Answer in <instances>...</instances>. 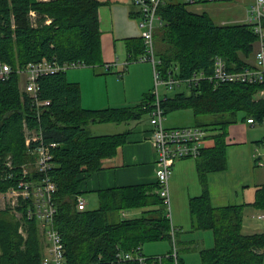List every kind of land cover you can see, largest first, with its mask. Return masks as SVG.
I'll return each mask as SVG.
<instances>
[{"label":"trees","instance_id":"16d2710c","mask_svg":"<svg viewBox=\"0 0 264 264\" xmlns=\"http://www.w3.org/2000/svg\"><path fill=\"white\" fill-rule=\"evenodd\" d=\"M104 3L0 0V68L5 63L14 68L8 78H0V192L17 187L24 178L22 166L33 165L37 155L26 144V129H40L43 145L50 146L52 154L48 174L57 183L55 227L65 243V264H141L135 258L124 259L120 253L137 254L140 247L139 253L144 254V243L165 239L171 240L173 247L172 225L175 240L177 234L172 218L159 207L165 202L158 194L157 179L95 190L86 187L88 177L105 167V161L117 154L129 134H94L90 125L142 118L151 110L153 90L136 105L88 108L82 102L80 83L70 80L67 70L41 74L37 98L24 89L27 79L23 76L22 82L18 72L43 59L57 65L77 64L76 67L104 64L99 19V8ZM158 11L163 24L155 31L160 60L157 69L164 78H190L199 72L211 75L216 56L226 60L229 70L253 65L248 59L255 55L258 35L252 24L218 23L208 11L189 9L186 1L164 0ZM130 14L137 17L140 13L134 7ZM124 42L128 63L145 52L142 36L127 37ZM116 73L123 75L121 71ZM189 86L190 93L166 94L162 106L165 117L171 111L192 108L196 118H217L198 120L197 126H211L216 132H209L205 139L211 138L212 143L204 140L201 154L193 157L203 184V192L189 199L193 227L212 230L215 237L212 247L201 250V264H264V231L243 232L245 207L253 205L264 210V184L253 203L215 205L208 180L210 172L227 169L229 128L241 113L244 121L250 117L264 120V98L257 95L263 85L218 82L206 77ZM37 101L49 104L37 107ZM40 143H32L31 148ZM42 175L36 172L33 178L37 180ZM90 191L98 198L95 208L87 206L85 193ZM80 198L85 200L83 208H79ZM24 208V201L14 211L0 208V264H42L45 245L38 220L19 218L14 213L18 210L25 214ZM134 209H142V213L129 216L127 211ZM21 226L25 234L20 232ZM176 244L177 264H186L177 240ZM170 252L172 249L162 253L166 254L162 262L176 264Z\"/></svg>","mask_w":264,"mask_h":264},{"label":"built area","instance_id":"2783aa9c","mask_svg":"<svg viewBox=\"0 0 264 264\" xmlns=\"http://www.w3.org/2000/svg\"><path fill=\"white\" fill-rule=\"evenodd\" d=\"M134 7L139 11V26L142 30V37L145 41V52L141 55L144 60H147L153 65V73L155 86L153 93L155 94L152 102L151 110L149 111L150 123L152 125L149 139L155 147L157 153V168L155 176L160 186L157 189L158 194L164 199L167 204L169 212L168 216L172 218L170 206V190L169 181L171 178V169L177 159L187 157H198L203 148V142L209 135V131L201 126L189 125L180 127H168L165 124V110L162 106V96L159 93L160 86L173 87L186 82L189 85L198 83L201 78H209L218 82H244V83H259L263 87L257 93L259 98H264V0H253L246 11V16L241 21L253 25L255 33L258 35L257 47L255 51V62L253 65L247 66L240 70H229L226 60L221 56L215 57L214 71L211 75H206L204 72L195 73L190 78H173L172 75L164 78L161 72L157 69L159 58L157 56L155 31L163 24L162 16L158 9L164 0H132ZM188 4L194 5L204 2L225 1V0H185ZM77 64H63L57 65L46 59L38 62L34 71L26 75V85L24 89L30 92L37 98L38 77L41 74L48 72H55L60 69L67 70L70 67H76ZM8 66L9 65H4ZM110 67L109 65H107ZM37 107L43 104H49V101L35 102ZM250 124H255L257 121L250 117L247 119ZM41 142L35 148H31L32 143ZM41 137V130L37 128L26 129V144L31 153L36 154L37 157L33 165L24 164L23 174L24 178L20 180L17 187L11 186L7 190L0 192V208L15 210L22 201H24V213L18 210L14 213L21 218L27 216L28 218H35L38 220L40 231L48 242L47 252L45 254L43 264H65V243L62 236L55 227V215L57 212L54 193L57 191V183L48 174L51 167V151L50 146H44ZM55 146V144H53ZM258 156V164L264 168V141L263 149ZM9 167H12V162L8 160ZM42 173L43 175L35 180L34 174ZM12 174H10L11 176ZM29 177L30 179H25ZM85 200L80 198L79 208H83ZM126 215V212H123ZM259 218H264V213L258 214ZM20 232L25 234L24 227H20ZM173 247L172 255L175 258L176 264L178 259V247L175 240V227L172 225ZM137 254L128 252L126 254L120 253L124 259L135 258L141 264L155 263L157 260L160 264L162 258L166 254H156L147 257L145 254Z\"/></svg>","mask_w":264,"mask_h":264},{"label":"crops","instance_id":"0c3cea01","mask_svg":"<svg viewBox=\"0 0 264 264\" xmlns=\"http://www.w3.org/2000/svg\"><path fill=\"white\" fill-rule=\"evenodd\" d=\"M105 3L102 4L99 8V19H100V28L102 32V46H103V56L105 59L104 64L96 66H83L78 68L74 73H72L71 78L68 75V78L72 81H77L82 87V102L85 107L88 108H105V107H123V106H132L136 105L143 99L145 93L149 92L153 86V77L152 69L149 64L142 66L143 70V79L144 83L140 88V92L136 95H131V91L128 92L124 89L123 92L119 93L115 90L114 82H122L125 79L122 75L117 77L113 73L121 71L127 75L134 73L136 71L138 64H134L131 69L128 68V51L124 39L127 37L141 36L139 35L135 24L131 19L130 12L134 10V7L131 3V0H102ZM237 17V16H236ZM133 18V17H132ZM233 19L232 22L241 21L238 19ZM227 22V21H223ZM120 43H124L123 46H120ZM126 60V61H125ZM252 64L255 62V55L251 56L248 59ZM116 65H114V62ZM120 61H125L122 65L123 68L117 65ZM109 65L110 67H108ZM116 66V68H115ZM117 69V71L115 70ZM126 87V86H124ZM136 98V103H135ZM259 98V97H258ZM146 115V114H145ZM247 122V121H246ZM115 122L111 123H92L90 125V130L94 134L100 133H117L128 131L127 142L122 145L117 154L105 161V167L100 171L92 174L88 177L86 181V187L90 190H95L98 188H106L112 186L120 185H129V184H139L147 183L156 180L155 171L157 168V153L155 147L149 139L150 131L152 125L150 123L149 114L143 116L140 119L133 120L130 122H125V126L113 125ZM123 123V122H122ZM248 123V122H247ZM166 124V121H165ZM173 124V123H172ZM250 124V123H248ZM256 124V123H255ZM255 124H251L252 126ZM104 125V126H100ZM168 127H180L179 125H173ZM247 134V133H246ZM240 136V137H239ZM237 136L235 132L229 129L228 136V148H227V159L228 166L227 169L222 171H214L208 174L210 192L212 191V185L210 181L214 178L221 179L220 174L223 173V191L222 188L217 189L215 193L211 192V198L215 205H230V204H245L253 203L256 199L257 191L261 186H263L264 181H260V174L255 175V169L253 168L252 152L254 154L256 163L258 166V154L256 151H253L254 145L250 143V139L253 140L254 137H249V135H239ZM239 138V140L237 139ZM262 138L261 140H263ZM261 140H254L260 142ZM249 143V144H248ZM237 144H248L247 150L244 151L246 157L245 161L247 162L249 168L246 172L248 174L243 176L239 186V190H233L231 195L228 193V190L224 187V180L229 174V163L231 159L228 158V149L231 145ZM256 150V149H255ZM197 161L193 162L190 160L179 159L173 165V173L169 181V190L175 187V178L177 176H187L192 174L189 177L190 189L189 196L200 195L203 192V184L199 175ZM263 168L262 166H260ZM182 170L179 172V170ZM264 169V168H263ZM179 172V173H178ZM199 175V176H198ZM250 185L252 188H250ZM247 188V191L245 190ZM220 190V191H219ZM213 193V194H212ZM252 193V196H251ZM171 195V194H170ZM230 195V197H229ZM235 197V198H234ZM190 199V198H189ZM217 203H215V201ZM223 202V203H222ZM189 206V202H188ZM253 205H247L244 210V214L247 213L248 208H252ZM254 208V207H253ZM178 212V211H177ZM179 213V212H178ZM254 214V213H253ZM175 226L177 227V236L180 235L183 228L186 226V220L181 217L175 219ZM193 225V222H192ZM190 240V239H189ZM190 241L197 242L196 239H191ZM201 241L205 242V239L202 238ZM178 243V240H177ZM181 247V245L178 244ZM210 248V247H209ZM206 248H202L203 250ZM180 251V248H179ZM201 252V251H200ZM165 253V252H164ZM183 257V254H180ZM201 255V253H200ZM186 264L188 263V258H185ZM187 259V260H186Z\"/></svg>","mask_w":264,"mask_h":264},{"label":"rangeland","instance_id":"374dc122","mask_svg":"<svg viewBox=\"0 0 264 264\" xmlns=\"http://www.w3.org/2000/svg\"><path fill=\"white\" fill-rule=\"evenodd\" d=\"M171 1H185V0H171ZM253 0H225V1H214V2H204L199 4L190 5L189 9L195 10V11H208L213 19L218 23H224L223 21L232 22L233 19H237V17H240L238 19H243L246 16V11L251 5ZM132 3V1H131ZM237 16V17H236ZM133 23L135 24L137 31L139 35H142V30L139 26V16L137 17H131ZM158 29V28H157ZM124 43H120V46H123ZM126 61V60H125ZM125 61H120L117 65L119 67L123 68V63ZM116 62H114V65H116ZM134 64H138L136 71L134 73H130L127 75V71L124 70L125 73H123V77L121 79H125L122 82L115 81L114 87L115 90L119 93L123 92L124 89L128 92L131 91V95H136L140 92V88L144 83L143 79V68L144 65L149 64V66L152 69L153 74V65L151 62L147 61H130L128 63V68L131 69V67L134 66ZM143 66V68H142ZM78 68L80 67H70L67 69V74L71 78L72 73H74ZM116 68V66H115ZM117 71V69H115ZM117 77H121L118 73H113ZM26 77L25 74L21 76L22 82H24V77ZM153 76V75H152ZM126 86V87H124ZM155 86V80L153 77V86L152 90ZM185 91L186 93H190V86L187 85L186 82H182L180 85H176L174 88H169L165 86H160L159 93L162 97H164L166 94L168 95H174L176 92ZM136 103V98H135ZM147 117V114L144 115ZM217 119L214 116H206L201 118H196L194 111L192 108H182L177 109L174 111H171L166 116V124L169 126L173 125H179V126H189V125H197L198 120L200 121H211ZM173 123V124H172ZM125 122L123 123H113L115 126H121L122 128L125 126ZM104 126V125H100ZM204 128L208 129L210 133L216 132V129L211 126H203ZM219 127V125H217ZM91 128V127H89ZM231 131L235 132L237 136L243 134V135H249V137H254L253 140L250 139V143L254 145L253 151H256L257 154L262 153L263 149V143L256 142L254 140H261L264 138V120H257L255 125L248 124L243 119V113H241L239 120L232 124L229 128ZM247 133V134H246ZM240 137V136H239ZM239 140V138H237ZM264 140V139H263ZM206 144H211L212 139L207 138L205 139ZM249 144V143H248ZM248 144H237V145H231L228 149V158L231 159V163H229V174L226 176L224 180V187L228 190V193L231 195V192L233 190H239L240 189V182L243 176H246L248 172H246L249 168L247 162L245 161L246 157L244 155V151L247 150ZM256 149V150H255ZM185 160H190L195 162L196 158L193 157H187L183 158ZM182 160V158H181ZM252 160H253V168L255 169V175L260 174V181H264V169L257 165L254 154L252 152ZM174 167L171 169V176L173 173ZM182 170L180 169L179 172ZM178 172V173H179ZM192 174L182 176H177L175 178V187L172 188L170 191V206H171V215H172V221L175 225V219L177 221V217H181L183 220H186V226L181 231L180 235L177 236L178 244L181 245L180 248V254H183V257L188 258L189 264H201V255H200V249L202 248H209L212 247L215 243V237L212 230H202V229H195L192 225V216L189 210L188 202H189V191H193L192 188L190 189V184H192L189 180V177ZM199 176V175H198ZM221 179L214 178L212 182L210 181V185H212V191L215 193L217 189L220 186V189L222 188L223 191V173L220 174ZM250 188L252 186L250 185ZM254 188V187H253ZM252 188V189H253ZM247 191V188L245 189ZM220 191V190H219ZM212 193V194H213ZM234 193V192H232ZM229 195V197H230ZM85 198L87 199V206L89 208H95L98 206V198L96 193L94 192H88L85 193ZM252 196V193H251ZM235 198V197H234ZM215 203L216 200H214ZM223 203V202H222ZM162 208V210L168 214L169 209L167 204L164 203L163 206H159ZM158 208V207H157ZM179 213H178V212ZM247 213L244 214V220H243V232L244 233H254V232H262L264 231V218H259L258 214L264 213L263 209H257V208H248ZM142 213V209H134L127 211V214L129 216H135L140 215ZM254 213V214H253ZM154 214V213H153ZM177 225V224H176ZM177 228V227H176ZM205 239L204 241H201ZM192 239H196L197 242L190 241ZM46 243V239L44 238V245ZM143 253L147 257H151L155 254L164 253L172 249V242L169 239L155 241V242H147L143 244L142 247ZM187 260V259H186Z\"/></svg>","mask_w":264,"mask_h":264},{"label":"bare ground","instance_id":"6f19581e","mask_svg":"<svg viewBox=\"0 0 264 264\" xmlns=\"http://www.w3.org/2000/svg\"><path fill=\"white\" fill-rule=\"evenodd\" d=\"M31 13L34 15V11L31 12ZM144 43H145V41H144ZM43 60H44V59H43ZM43 60H41V61H43ZM46 60H47V59H46ZM41 61H37V62L29 63V64H28L27 66H25L24 68H19V69H18V72L21 74V76H22L23 74H25V75H29V74H31V73L34 71V69H35L37 63H38V62H41ZM48 61H49V60H48ZM136 61H144V62H147V60H144L143 57H142L141 55L137 58ZM50 62L54 63L53 61H50ZM4 65H9V64L5 63V64H3V66H1V68H0V78H5V79H6V78H8V77L11 75V73L14 71V68L11 67V65H9L10 67H8V66H4ZM47 248H48V242L46 241V243H45V247H44V256H43V259H42V264H43V260H44L45 254H46V252H47Z\"/></svg>","mask_w":264,"mask_h":264}]
</instances>
